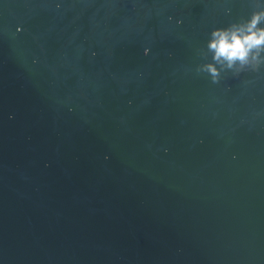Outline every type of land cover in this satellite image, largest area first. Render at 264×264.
Masks as SVG:
<instances>
[{"label": "water", "instance_id": "obj_1", "mask_svg": "<svg viewBox=\"0 0 264 264\" xmlns=\"http://www.w3.org/2000/svg\"><path fill=\"white\" fill-rule=\"evenodd\" d=\"M255 12L0 0V264H264V50L208 48Z\"/></svg>", "mask_w": 264, "mask_h": 264}, {"label": "clouds", "instance_id": "obj_2", "mask_svg": "<svg viewBox=\"0 0 264 264\" xmlns=\"http://www.w3.org/2000/svg\"><path fill=\"white\" fill-rule=\"evenodd\" d=\"M262 18H264V12H255L252 14V19L249 21L247 29L242 25L232 24L225 29L212 31V39L208 44V48L214 53L213 60L220 62L221 58H223L229 68L233 67L237 61L243 66L248 63L249 53L253 48L264 50L260 48L261 45H264V29L252 32V28ZM246 31L248 34H245ZM148 54V50H145L144 55L147 56ZM204 70L212 75L213 83L218 82L216 80L218 72L212 64L206 65ZM197 71H200V69H197Z\"/></svg>", "mask_w": 264, "mask_h": 264}]
</instances>
